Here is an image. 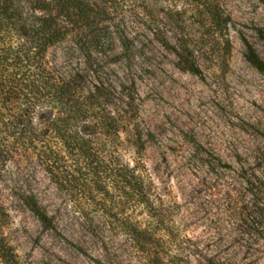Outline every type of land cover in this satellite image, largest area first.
I'll return each instance as SVG.
<instances>
[{
  "label": "rangeland",
  "instance_id": "obj_1",
  "mask_svg": "<svg viewBox=\"0 0 264 264\" xmlns=\"http://www.w3.org/2000/svg\"><path fill=\"white\" fill-rule=\"evenodd\" d=\"M81 1L89 24L63 15L69 31L47 59L108 109L136 112L156 202L146 206L108 173L65 190L34 152L17 151L0 197L19 262L264 264V75L246 59L243 41L264 60V0ZM209 1L231 16L227 32L196 23ZM5 4L31 14L27 0ZM184 42L201 75L178 63ZM131 146L120 148V165L136 159ZM23 195L36 196L52 227ZM135 223L146 230L143 241L128 231Z\"/></svg>",
  "mask_w": 264,
  "mask_h": 264
},
{
  "label": "trees",
  "instance_id": "obj_2",
  "mask_svg": "<svg viewBox=\"0 0 264 264\" xmlns=\"http://www.w3.org/2000/svg\"><path fill=\"white\" fill-rule=\"evenodd\" d=\"M27 2L31 14L25 16L22 6L10 13L0 0V180L5 178L8 164L17 151H30L43 161L65 190L69 185L85 187L89 175L100 179L101 174L108 173L115 179L121 178L119 182L131 194L138 195L141 202L152 208L156 201L149 193L145 165L140 159L144 144L136 112L131 108L125 112L108 109L99 95L82 92L78 77L62 76L47 59L48 50L69 31L61 24L63 15L70 17L71 23L89 24L84 3L81 0ZM196 17V23L205 31L214 28L227 32L233 22L225 9L211 1L205 3ZM259 32L264 35L262 30ZM159 40L170 45L164 37ZM243 41L246 59L264 75V60L245 37ZM180 46L182 49L176 50L178 63L201 75L199 66L190 59L187 43ZM126 140L131 141L136 159L120 165V148ZM22 199L44 225L53 226L52 218L36 196L23 195ZM9 218L8 207L0 197V264H21L5 234ZM128 227L133 237L143 241L146 230L136 223Z\"/></svg>",
  "mask_w": 264,
  "mask_h": 264
}]
</instances>
